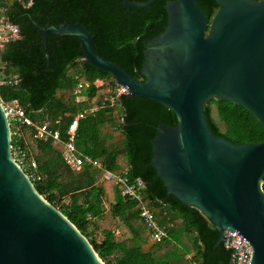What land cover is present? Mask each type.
Returning a JSON list of instances; mask_svg holds the SVG:
<instances>
[{
    "label": "trees",
    "instance_id": "trees-1",
    "mask_svg": "<svg viewBox=\"0 0 264 264\" xmlns=\"http://www.w3.org/2000/svg\"><path fill=\"white\" fill-rule=\"evenodd\" d=\"M166 1L156 0L148 7L135 8L126 7L123 0H0L2 13L19 29V36L0 48L1 75L11 80L0 85V100H16L34 121L50 119L64 137L67 122L77 110L108 95L106 86H94L91 81L98 77L110 80L111 76L80 61L82 51L74 36L48 34L46 58L30 17L40 24L80 22L95 33L93 40L99 55L142 80L139 70L144 43L166 24ZM195 2L210 21L218 8L215 0ZM77 64L79 67L74 66ZM79 81L90 82L82 88L86 98L81 100L73 93ZM120 102L121 113L116 106L105 105L80 120L76 149L111 171L125 170L130 181L138 178L144 182L143 201L167 230L168 237L152 239L139 215L140 203L122 194L118 183L103 178L102 170L91 165L71 170L52 141L36 140L34 154L22 136L12 137V147L22 145L36 161L40 178L33 183L37 191L83 233L105 264H230V251L222 243L214 246L218 232L208 218L167 194L148 164L156 126L159 122L175 125L174 112L137 96L122 95ZM203 113L215 135L235 143L264 140V126L240 104L211 99L203 106ZM107 207L128 231L122 240L115 238L113 230H103L102 238H95L91 226L102 218Z\"/></svg>",
    "mask_w": 264,
    "mask_h": 264
},
{
    "label": "water",
    "instance_id": "water-1",
    "mask_svg": "<svg viewBox=\"0 0 264 264\" xmlns=\"http://www.w3.org/2000/svg\"><path fill=\"white\" fill-rule=\"evenodd\" d=\"M156 0H123L143 8ZM210 21L195 0H167L163 29L144 43L136 79L99 55L80 22L40 24L48 34L77 37L80 61L110 74L127 97L160 103L175 125L159 122L149 165L166 193L204 214L217 229L250 244L248 264H264V140L235 143L209 129L211 99L240 104L264 126V0H215ZM143 184H145L143 182ZM0 264H105L79 229L36 189L12 154L10 125L0 101Z\"/></svg>",
    "mask_w": 264,
    "mask_h": 264
},
{
    "label": "built area",
    "instance_id": "built-area-1",
    "mask_svg": "<svg viewBox=\"0 0 264 264\" xmlns=\"http://www.w3.org/2000/svg\"><path fill=\"white\" fill-rule=\"evenodd\" d=\"M19 36V29L17 25L10 22L6 17L2 19L0 23V48L11 40L16 39ZM10 79L2 77L0 72V85L9 83ZM94 86H106L108 95L102 101L90 104L87 108L77 110L67 122L65 129V135L62 137L61 131L58 127L51 125L48 121H34L15 100L3 102L1 101L2 108L8 119L10 125V133L12 137H20L24 128L29 129L31 136L34 140H50L54 144H60V154L65 165L71 170H77L83 165L95 166L102 170V177L121 185L122 194L130 199H133L140 203L139 215L146 224L150 231V235L154 241H161L168 237L167 230L160 226L157 222L153 212L143 201L142 189L144 187L143 182L140 179L130 181L128 176L124 174L125 170L121 172L111 171L103 166V164L97 159L93 158L89 154L79 153L76 149L75 139L77 136V127L82 118L87 113H93L97 109L108 105L116 106L118 112L121 113L120 98L122 95L127 94L125 86L116 83L112 78L106 80L98 77L91 81ZM90 82L79 81L74 87V94L77 100L83 99L84 96L81 93L82 88L88 87ZM12 154L17 163L23 168L27 176L32 180H38L40 176L36 172V161L30 157L27 150L20 144L12 147ZM223 247L230 251V264H248L250 255V244L240 238L238 235L230 230H225L223 234V240L221 242Z\"/></svg>",
    "mask_w": 264,
    "mask_h": 264
},
{
    "label": "rangeland",
    "instance_id": "rangeland-1",
    "mask_svg": "<svg viewBox=\"0 0 264 264\" xmlns=\"http://www.w3.org/2000/svg\"><path fill=\"white\" fill-rule=\"evenodd\" d=\"M2 12L3 10L0 8V17L4 15ZM74 66L79 67L78 64ZM72 67L73 66L70 67L71 70H72ZM30 149L32 150L34 154H36L37 153V143H34V142L30 143ZM91 229L93 230L95 234V238L97 240H100L102 238L103 230H113L115 233L114 236L117 240H122L126 236H128V231L125 228V226H123L118 219H116L114 216L111 215V212L108 207L105 210L102 218L95 220L94 224H92L91 226Z\"/></svg>",
    "mask_w": 264,
    "mask_h": 264
},
{
    "label": "crops",
    "instance_id": "crops-1",
    "mask_svg": "<svg viewBox=\"0 0 264 264\" xmlns=\"http://www.w3.org/2000/svg\"><path fill=\"white\" fill-rule=\"evenodd\" d=\"M6 16H1L0 17V23H1V21H2V19L3 18H5ZM5 45V44H4ZM3 45V46H4ZM74 90V89H73ZM74 93V92H73ZM83 96H84V98L83 99H85L86 98V95L85 94H83ZM75 97H76V95H75ZM77 99V98H76ZM81 100V99H80ZM16 101V100H15ZM17 102V101H16ZM18 103V102H17ZM19 104V103H18ZM90 105V104H89ZM88 105V106H89ZM87 106V107H88ZM22 107V106H21ZM118 110V109H117ZM39 121V120H38ZM43 121H48L50 124H51V122H50V119H48V118H46L45 120H43ZM60 121V118H58L57 120H56V123L58 124V123H60L59 122ZM52 125V124H51ZM54 126V125H53ZM21 136L23 137V140H24V143H25V145L26 146H28L29 148H30V143H32V142H35L36 140H34L33 138H32V136H31V133H30V130L29 129H26V128H24V130H22V133H21ZM52 144H53V146H55L56 148H57V146H58V150H59V148H60V144L59 143H57V144H54L53 142H52ZM57 145V146H56Z\"/></svg>",
    "mask_w": 264,
    "mask_h": 264
}]
</instances>
